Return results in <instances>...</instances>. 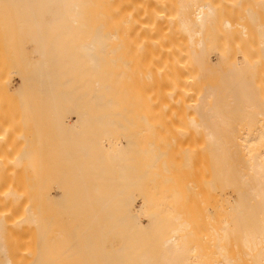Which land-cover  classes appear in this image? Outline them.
Instances as JSON below:
<instances>
[{"label": "bare ground", "instance_id": "1", "mask_svg": "<svg viewBox=\"0 0 264 264\" xmlns=\"http://www.w3.org/2000/svg\"><path fill=\"white\" fill-rule=\"evenodd\" d=\"M0 264H264V0H0Z\"/></svg>", "mask_w": 264, "mask_h": 264}, {"label": "rangeland", "instance_id": "2", "mask_svg": "<svg viewBox=\"0 0 264 264\" xmlns=\"http://www.w3.org/2000/svg\"><path fill=\"white\" fill-rule=\"evenodd\" d=\"M185 126H186V134L180 136L177 140L172 139L171 141H169V144H168V147L171 149L173 155L175 156V162H178L181 159V157H183V155L185 154V150H187L189 154L190 152H194V155L192 156V161H193L194 157L197 160L196 153H198V151H204L206 149L204 145H202V147L199 146L200 145L199 141L193 136L192 125L189 122H186ZM89 158L91 157L85 156L84 165L88 164L87 160ZM204 158L202 160H204ZM203 165L205 167L207 177L211 176V174L214 173L211 166L209 164H205V161ZM176 169H179V167H176ZM213 187L214 185L212 184L210 189H213ZM164 213L167 214L168 211L165 210Z\"/></svg>", "mask_w": 264, "mask_h": 264}]
</instances>
